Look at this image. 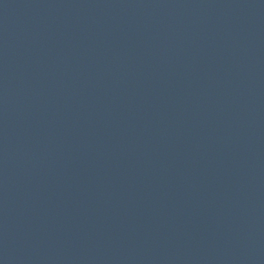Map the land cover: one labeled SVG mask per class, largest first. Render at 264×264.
<instances>
[{"label":"water","instance_id":"water-1","mask_svg":"<svg viewBox=\"0 0 264 264\" xmlns=\"http://www.w3.org/2000/svg\"><path fill=\"white\" fill-rule=\"evenodd\" d=\"M0 264H264V0H0Z\"/></svg>","mask_w":264,"mask_h":264}]
</instances>
